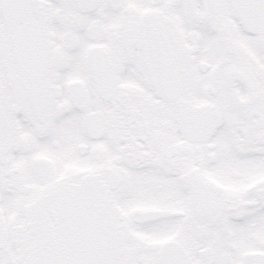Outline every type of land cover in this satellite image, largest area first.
<instances>
[{
	"label": "snow or ice",
	"instance_id": "6c2138e0",
	"mask_svg": "<svg viewBox=\"0 0 264 264\" xmlns=\"http://www.w3.org/2000/svg\"><path fill=\"white\" fill-rule=\"evenodd\" d=\"M0 264H264V0H0Z\"/></svg>",
	"mask_w": 264,
	"mask_h": 264
}]
</instances>
